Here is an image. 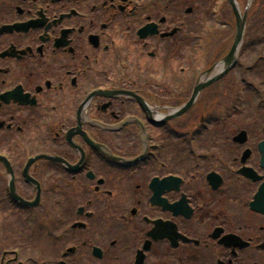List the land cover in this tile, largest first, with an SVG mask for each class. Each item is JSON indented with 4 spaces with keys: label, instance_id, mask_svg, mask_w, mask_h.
<instances>
[{
    "label": "flooded vegetation",
    "instance_id": "obj_1",
    "mask_svg": "<svg viewBox=\"0 0 264 264\" xmlns=\"http://www.w3.org/2000/svg\"><path fill=\"white\" fill-rule=\"evenodd\" d=\"M259 1L235 0L252 4L241 57L264 47L250 31ZM231 8L0 0V264H264V78L240 79L257 94L228 104L231 120H254L234 135L218 130L222 110L188 130L173 125L190 113L171 118L214 79ZM214 25L233 28L217 40ZM240 59L232 71L264 73ZM199 138L214 152L198 154ZM176 151L192 166L177 171Z\"/></svg>",
    "mask_w": 264,
    "mask_h": 264
},
{
    "label": "rangeland",
    "instance_id": "obj_2",
    "mask_svg": "<svg viewBox=\"0 0 264 264\" xmlns=\"http://www.w3.org/2000/svg\"><path fill=\"white\" fill-rule=\"evenodd\" d=\"M263 0L259 1V6L260 9H257V11H259V13H263V15L261 17H264V8H262L264 6V3L261 5L260 3H262ZM264 27V20L263 21H259L256 22V25H254V27L252 26L250 28V31L253 29V34H256L259 32V27H261V24ZM249 28V27H248ZM223 36H225V33L222 34ZM257 36V35H256ZM227 40H225V42H223L221 45L226 47V51H224L222 54L224 53H228L230 46H231V39L233 36H227ZM218 41H216L217 43ZM215 43V44H216ZM221 47V46H220ZM220 52L221 49L219 48V51L216 53V55L220 56ZM259 55H264V47L256 49L254 52L245 54L243 57H241V63H243L244 66H250L252 64V62L255 60V58ZM218 57V56H217ZM206 64H201V67H204ZM202 69V68H201ZM156 78L157 80L161 79V78H166V74L165 73H156ZM195 77H197L196 74L190 73L189 75V79L188 82H191ZM242 77H246V79L248 81H253V82H258L259 79L264 78V73H259V75L257 76H250V75H244L242 73V69H238L235 71H232L225 79H223L222 81H219L218 83H216L213 87H211L210 89H208L201 97L200 102L198 103V105L196 106V108H194L190 114L189 117L184 121V120H180L178 122H176L173 126L177 127L179 130H188L191 129L192 127L195 128L197 125H200L201 123H203V121L206 120V118H208L211 115H215L217 114V112L221 111V110H226L229 108L231 103L232 98L236 95V92L240 86V79ZM257 77H260L259 79H257ZM169 79V78H168ZM169 81H171L169 79ZM172 90L175 93H178L179 95L181 94H186L185 91V86L183 88L182 82L179 81L178 84H175L172 82ZM188 90V89H187ZM192 90H189V96L191 95ZM247 99H251V97L249 96H245ZM252 100V99H251ZM254 121L252 118H250L249 116H245V117H237L234 120H227L224 124H221L220 128H218V130L221 132V134L223 136H231L234 135L238 132H240V130L244 129L243 126L247 125V127L250 128V122ZM156 135V133H155ZM209 145L208 142L202 141L201 138H199L194 144H193V148L196 150V152L198 154H206L209 152H214V151H210V150H206L205 146ZM175 150V149H174ZM191 158H195V156H192ZM174 163L176 166V170L180 172V168L181 167H191L193 164V161L188 160L187 164L184 165H178V163H176V161L178 160L177 157V151H176V156L174 157ZM197 160V159H196ZM210 169V167H209Z\"/></svg>",
    "mask_w": 264,
    "mask_h": 264
},
{
    "label": "water",
    "instance_id": "obj_3",
    "mask_svg": "<svg viewBox=\"0 0 264 264\" xmlns=\"http://www.w3.org/2000/svg\"><path fill=\"white\" fill-rule=\"evenodd\" d=\"M243 30H244V24H240L239 27H238V41H237V44H239L242 40V37H243ZM239 46V45H238ZM237 46H235L234 48V51L237 50L236 48ZM227 64L229 63V61L231 60V56H229L227 59ZM219 78V77H218ZM216 80V79H214ZM214 80L210 81V82H207V83H200L196 86L195 90H194V93H193V97L192 99L190 100V102L184 106L183 108H181L180 110H178V112L171 118H175L177 116H180L182 115L183 113L187 112L195 103L198 95L200 94V92L206 87L208 86L210 83H212ZM262 147H264V144L262 145ZM264 149V148H263ZM263 151V150H262Z\"/></svg>",
    "mask_w": 264,
    "mask_h": 264
}]
</instances>
